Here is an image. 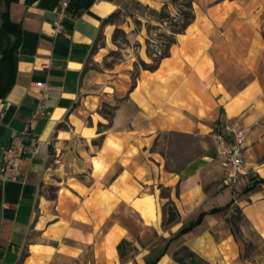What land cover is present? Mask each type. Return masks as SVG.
Masks as SVG:
<instances>
[{"label":"crops","instance_id":"crops-1","mask_svg":"<svg viewBox=\"0 0 264 264\" xmlns=\"http://www.w3.org/2000/svg\"><path fill=\"white\" fill-rule=\"evenodd\" d=\"M130 1L75 0L55 32L61 0H0V59L18 40L0 63V156L36 108L35 84L48 88L26 136L37 153L27 146L17 180L0 179V264H178L182 247L209 264H256L242 245L264 246V0H190L193 20L134 84L86 70ZM232 120L245 135L237 186L212 141ZM175 134L199 153L170 166L157 148ZM167 203L179 217L164 226Z\"/></svg>","mask_w":264,"mask_h":264},{"label":"rangeland","instance_id":"rangeland-1","mask_svg":"<svg viewBox=\"0 0 264 264\" xmlns=\"http://www.w3.org/2000/svg\"><path fill=\"white\" fill-rule=\"evenodd\" d=\"M189 2L130 1L115 18L111 36L106 38L101 35L97 40L95 56L87 64L86 70L94 74H127L135 83L139 73L146 70L145 67H154L169 50L170 42L191 14ZM109 111L112 112L111 109ZM221 128L215 129L214 133ZM157 149L167 157L170 166H179L198 155L199 143L193 136L164 135ZM231 222L233 229L238 231L244 223L239 211H234ZM242 246L245 258L256 264L263 262L264 246L258 239L253 237Z\"/></svg>","mask_w":264,"mask_h":264},{"label":"built area","instance_id":"built-area-1","mask_svg":"<svg viewBox=\"0 0 264 264\" xmlns=\"http://www.w3.org/2000/svg\"><path fill=\"white\" fill-rule=\"evenodd\" d=\"M71 1L61 0L55 22V32L60 31V24L69 10ZM91 1L97 2L98 0ZM35 86L39 89V98L35 110L24 128L1 147L0 179L3 181L17 180V172L22 165L27 146L32 148L33 154L37 153V142L35 140L27 142L26 136L29 133L30 123L42 117L46 112L48 88L42 82H37ZM213 139L216 153L221 159L225 183L231 186L238 184L246 171L243 160L245 141L243 127L236 120L230 121L213 134Z\"/></svg>","mask_w":264,"mask_h":264},{"label":"trees","instance_id":"trees-1","mask_svg":"<svg viewBox=\"0 0 264 264\" xmlns=\"http://www.w3.org/2000/svg\"><path fill=\"white\" fill-rule=\"evenodd\" d=\"M4 1H5L6 4H8V3L12 2V1H15V0H4ZM74 1L75 0H72L70 2L69 9H70V7H71V5H72V3ZM84 1H85V5L86 6L92 2L91 0H84ZM189 8L191 10V14L186 19V22L183 24V26L180 28V30L177 32V34L184 32V30L187 28V26L193 20V13H192V4H191V2H189ZM5 14L8 15L7 10L5 11ZM116 16H118V13H116L113 17H111V19L114 18V17H116ZM111 19L107 20V22L110 21ZM9 29L12 32H14L15 34L18 35L19 30L10 21H9ZM7 33H8L7 30H0V38L2 36H5ZM173 42H174V40H172L170 42V44H169L168 47H170L173 44ZM17 44H18V40H17V43L15 44V47L14 48H16ZM14 48L10 49L8 52H6V54L4 56L1 57L0 63L1 62H4V61H7L8 59L12 58ZM2 51L3 50H2L1 45H0V53ZM167 54H168V51L166 52V54L163 57H166ZM157 65L158 64L156 63L154 67H150V68L145 67V69L146 70H154L157 67ZM259 182H264V179L259 180ZM164 211H165V214L167 215L166 219L164 220V226H168V225H170V224H172V223H174V222H176L178 220V217H179L178 212H177V210L175 209V207H174V205L172 203H167L165 205V207H164ZM123 246H124V242H121L118 245V251H119V253H120L121 256L123 255V252H122V247ZM173 259L178 264H209L206 261H204L203 259L199 258L197 255H195L193 252H191L186 247H182L176 253H174L173 254Z\"/></svg>","mask_w":264,"mask_h":264}]
</instances>
